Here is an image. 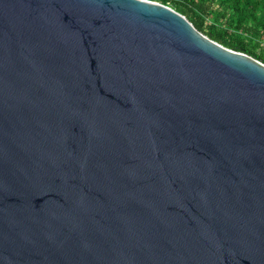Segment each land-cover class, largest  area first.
<instances>
[{
    "label": "water",
    "instance_id": "1",
    "mask_svg": "<svg viewBox=\"0 0 264 264\" xmlns=\"http://www.w3.org/2000/svg\"><path fill=\"white\" fill-rule=\"evenodd\" d=\"M0 264H264V63L150 0H0Z\"/></svg>",
    "mask_w": 264,
    "mask_h": 264
},
{
    "label": "trees",
    "instance_id": "2",
    "mask_svg": "<svg viewBox=\"0 0 264 264\" xmlns=\"http://www.w3.org/2000/svg\"><path fill=\"white\" fill-rule=\"evenodd\" d=\"M173 8L217 43L264 63V0H150Z\"/></svg>",
    "mask_w": 264,
    "mask_h": 264
}]
</instances>
